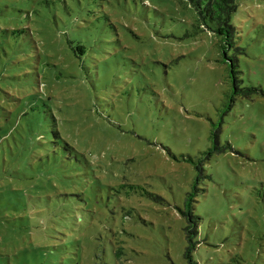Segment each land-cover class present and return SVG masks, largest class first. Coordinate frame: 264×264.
I'll list each match as a JSON object with an SVG mask.
<instances>
[{"label": "rangeland", "instance_id": "obj_1", "mask_svg": "<svg viewBox=\"0 0 264 264\" xmlns=\"http://www.w3.org/2000/svg\"><path fill=\"white\" fill-rule=\"evenodd\" d=\"M232 22L258 92L203 161L198 264H264V0ZM199 25L187 0H0V264H188L183 158L230 88Z\"/></svg>", "mask_w": 264, "mask_h": 264}, {"label": "trees", "instance_id": "obj_2", "mask_svg": "<svg viewBox=\"0 0 264 264\" xmlns=\"http://www.w3.org/2000/svg\"><path fill=\"white\" fill-rule=\"evenodd\" d=\"M195 9L200 25V30H208L218 37V47L221 62L227 64L230 88L225 93L222 107L219 112V119L213 123L209 139L211 145L202 152V157L195 161L191 156L183 159L192 163L197 171L196 178L192 183L191 190L185 197L184 207L179 208V212L186 220L184 227L185 249L184 257L188 264H198L194 260V252L200 244V216L194 212V203L200 187L199 180L204 176L203 161L210 159L213 155L224 152L231 148L229 143L220 142V133L224 117L232 110L238 97L250 98L253 92L257 93L256 87L243 86L239 78L238 55L243 52L242 46L238 43L237 26L233 24L232 17L238 8V0H187ZM55 135L58 133L54 132ZM68 146V145H67Z\"/></svg>", "mask_w": 264, "mask_h": 264}]
</instances>
